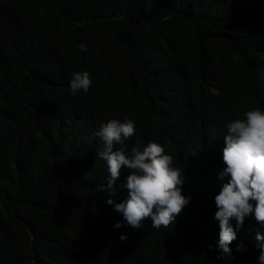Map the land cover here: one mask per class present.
<instances>
[{
  "label": "trees",
  "instance_id": "trees-1",
  "mask_svg": "<svg viewBox=\"0 0 264 264\" xmlns=\"http://www.w3.org/2000/svg\"><path fill=\"white\" fill-rule=\"evenodd\" d=\"M83 71L91 86L73 95ZM255 108L264 0H0V264H254V218L231 221V258L209 245L228 179L220 135ZM125 118L129 152L156 142L184 168L191 201L167 229L128 227L106 203L127 198L126 182L98 190L106 174L84 166L91 134Z\"/></svg>",
  "mask_w": 264,
  "mask_h": 264
},
{
  "label": "clouds",
  "instance_id": "clouds-1",
  "mask_svg": "<svg viewBox=\"0 0 264 264\" xmlns=\"http://www.w3.org/2000/svg\"><path fill=\"white\" fill-rule=\"evenodd\" d=\"M79 48L87 51L84 44ZM91 83L89 72H75L69 81L70 92L73 95L78 91L86 93ZM135 134L136 123L132 119H110L102 123L91 134L96 141L89 142L85 148L84 153L91 155L92 161L84 166L92 178L106 174V187L101 183L98 190L114 195L115 182L119 187L126 182L127 198L119 203L108 199L106 203L123 217L128 227L139 231L143 222L150 220L153 228L167 229L191 201L190 196L182 194L184 168L174 166V157L156 142H149L143 148L133 146L129 152L125 141ZM219 142L224 143L222 161L225 165L219 178L228 179L214 197L217 209L214 219L219 222V234L215 248L209 245V250L218 251L216 259L223 260L232 257L230 246L237 239L232 220L237 229L249 217L264 225V110L255 108L245 112L243 119L228 122ZM122 226L117 222L114 228ZM119 239L125 241L127 237L121 235ZM235 251L240 253L247 249L240 244ZM250 252L254 264H264V228L253 233Z\"/></svg>",
  "mask_w": 264,
  "mask_h": 264
}]
</instances>
